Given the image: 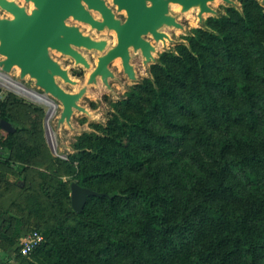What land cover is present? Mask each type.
<instances>
[{
  "label": "rangeland",
  "instance_id": "rangeland-1",
  "mask_svg": "<svg viewBox=\"0 0 264 264\" xmlns=\"http://www.w3.org/2000/svg\"><path fill=\"white\" fill-rule=\"evenodd\" d=\"M13 1L27 12L34 9V5L25 0ZM106 1L112 10L115 9L116 18H126L125 11L119 12L112 0ZM231 1L211 2L209 6L215 13H205L202 22L198 8L183 12L182 7L174 10L171 6L169 14L182 28L169 25L159 28L169 39L165 42L152 40L155 52L149 63L146 64L140 54L134 55L136 80L110 78L107 84L100 77L97 83L88 81L98 58L116 44V32L96 28L94 31L73 18L68 19V25H76L92 39L107 41L103 52L78 49L90 63V69L76 64L69 56L50 50L51 58L76 81L70 84L57 77L58 84L69 93L86 89L78 104L87 112L75 109L70 123L59 124L62 103L46 94L34 79L30 76L22 79L18 67L5 73L0 66V100L8 101L6 117L16 129L14 133H7L0 128V264L14 260L21 241L37 230H49L47 244L30 259L16 257L18 264H138L134 261L136 255L143 258L144 264H158L154 261L158 248L144 244L133 234L134 225L120 223L111 217L106 200L91 198L86 212L76 214L71 204V185L77 183L83 165L89 168L96 162L90 156L94 151L89 147L105 142L108 145L104 155L109 160L102 161L98 168L115 175L94 178L91 188L113 197L128 185L147 187L151 185L149 169L159 172L158 180L167 193L173 196L177 193L175 196L183 204L184 198L180 200L173 177L180 179L187 164L197 168L185 152V145L198 149L196 125L204 128L212 137L211 141H222L227 134L237 135L240 141L250 137L259 147L258 140H264L261 102H257L260 117L256 119L255 130L246 122H238L235 115L238 110L248 109L241 96L243 91L256 90L264 96V3L262 0ZM223 17L226 19L220 21ZM11 18L13 16L0 7V19ZM178 45L186 47L183 54L177 51ZM3 59L0 55V61ZM116 60L111 63L110 70L122 76ZM161 86L169 88L183 106L169 93H164L159 100ZM211 97L225 108L224 117L214 108ZM200 101H204L217 118L216 127L208 122ZM172 124H180L183 128ZM77 145L80 148L77 149ZM158 145L164 151L173 152V158L163 154ZM114 147L136 155L143 166L115 157L108 150ZM79 151H84L83 160L72 161L71 156ZM255 167V171L260 172L261 168ZM239 187L247 191L241 183ZM217 199L236 209L249 202L248 198L245 201L232 197ZM122 206L123 202L117 200V209L122 210ZM170 213L172 221H177L176 214L171 210ZM108 226L117 227L118 234L110 237L106 232ZM122 241L127 249L116 248Z\"/></svg>",
  "mask_w": 264,
  "mask_h": 264
},
{
  "label": "trees",
  "instance_id": "trees-1",
  "mask_svg": "<svg viewBox=\"0 0 264 264\" xmlns=\"http://www.w3.org/2000/svg\"><path fill=\"white\" fill-rule=\"evenodd\" d=\"M225 19L223 17L220 21ZM185 49L184 45L177 46L179 54H183ZM228 51L231 52L230 49ZM173 57L179 59L175 55ZM162 60L165 61L164 56ZM241 66L245 67L243 64ZM243 67L241 68L244 69ZM204 79L207 81L205 73ZM159 90V100H162L164 93H169L175 102L183 106L176 95L170 93L169 88L161 86ZM241 96L248 109L238 110L235 118L238 122H246L255 130L256 119L260 117L257 102L260 101L264 107V96L256 90L243 91ZM211 100L214 108L224 117L225 108L219 106L215 98L211 97ZM200 104L208 122L216 127L217 118L206 108L204 101H200ZM7 105V100H0V118L9 121L5 113ZM163 108L165 116L168 117L167 106L164 105ZM172 125L183 128L180 124ZM195 131L199 135L198 151L193 150L190 145H185V152L193 159L198 170L195 166L187 164L180 179L173 177L179 196L181 195L180 200L181 197L184 198L183 204L175 196L177 193L174 196L167 193L164 185L158 180L159 172L149 169L147 173L151 178V185L147 187L128 185L113 197L91 188L94 178H109L108 174L115 175L113 172L104 173L98 168L102 161L109 160V157L104 155L108 145L105 142L89 147V150L94 151L90 156L95 158L96 162L89 168L83 165L77 176V183L81 187L105 193L102 197H89L87 203L91 198L106 200L111 217L120 223L134 225L133 234L144 244L156 250L158 248L157 259L154 260L158 264H264V140H258L257 147L250 137L240 141L237 135L227 134L222 141H211L212 137L207 135L200 125L195 126ZM262 131L264 133V127ZM158 147L163 154L173 158V152L164 151L160 145ZM78 148L80 147L77 145ZM108 150L129 164L132 161L139 167L143 166V162L136 155L125 151L124 148L114 147ZM83 152L79 151L77 155L71 156L72 161H82ZM87 154H90V151ZM256 165L261 168L260 172L255 171ZM239 183L247 188V191L239 187ZM219 197H232L234 200L243 201L248 198L249 202L243 208L236 209L230 208L229 204L217 202ZM117 200L123 202L122 210L117 209ZM170 210L178 217L177 221H172ZM85 212L84 208L80 214ZM137 213L139 217L136 216ZM37 231L44 235L45 242L27 256L16 250L17 258L30 259L47 244L49 230ZM106 232L111 237L116 236L119 230L115 226H108ZM153 236L158 240L160 247L155 244ZM120 244L116 248H128L123 241ZM136 258L140 259L141 256L136 255ZM15 259L2 264H18ZM137 259L134 261L144 264L143 258Z\"/></svg>",
  "mask_w": 264,
  "mask_h": 264
},
{
  "label": "water",
  "instance_id": "water-1",
  "mask_svg": "<svg viewBox=\"0 0 264 264\" xmlns=\"http://www.w3.org/2000/svg\"><path fill=\"white\" fill-rule=\"evenodd\" d=\"M25 1L33 3L34 9L31 12H27L15 1L0 0V7L13 16L11 19H0V55L4 57L0 66L5 73H10L18 67L22 79L30 76L46 94L59 100L63 106L59 124L70 123L75 109L87 112L78 104L86 89L69 93L58 84L57 77L70 84L76 81L51 58L50 50L69 56L76 64L90 69V63L78 49L103 52L107 48V41H97L84 35L79 27L68 25V19L89 23L100 31L106 27L116 32V46L98 58L97 66L88 81L97 83L100 77L107 84L109 77L113 75L109 66L118 58H121L130 78H135L130 65L131 48L142 53L146 64L154 59L155 46L144 39V36L151 34L156 41L165 42L169 37L159 31L160 27L169 25L182 28L169 14L172 4L181 6L183 12L198 8L200 22L205 13H215L209 6L215 0H112L119 12H126V21L121 24L104 0ZM262 2L264 3V0ZM89 10L98 11L102 20L94 19ZM0 128L7 133H14L16 130L14 125L5 119H0ZM101 196L104 194L81 187L76 182L71 185V204L76 213L83 212L89 197Z\"/></svg>",
  "mask_w": 264,
  "mask_h": 264
},
{
  "label": "flooded vegetation",
  "instance_id": "flooded-vegetation-1",
  "mask_svg": "<svg viewBox=\"0 0 264 264\" xmlns=\"http://www.w3.org/2000/svg\"><path fill=\"white\" fill-rule=\"evenodd\" d=\"M10 1H13V0H10ZM105 1V4H106V6L108 7V8H110L111 9V6H109V3H108V1H106V0H104ZM86 6V5H85ZM86 9H87V6H86ZM114 8H113V13H114ZM89 12L91 13V15H92V17L94 18V19H96V20H102V18H101V14L100 13H98V12H95V10H89ZM97 13V14H96ZM115 15V17H116V14H114ZM116 19H118V18H116ZM119 20V19H118ZM126 21V18L124 19V20H120V22H121V24H123L124 22ZM82 24H84V26H86V27H91V29L92 30H96L95 28H92V26L91 25H89V24H86V23H82ZM70 26H76V25H70ZM80 29V28H79ZM108 28H104V31H106ZM80 31L82 32V30L80 29ZM101 31H103V30H101ZM112 31H114V30H112ZM84 34V33H83ZM85 35V34H84ZM149 37H151V38H149ZM144 39H146V40H148V41H150L151 43H152V40H155L154 39V37L151 35V34H149V35H146V36H144ZM116 44H117V42H116ZM116 44L114 45V47L116 46ZM153 44V43H152ZM139 55L140 54V56H142V58H143V60H144V62H145V57L142 55V53L139 51V52H136V51H133V49L131 48L130 49V65L132 66V68H133V70H134V75H135V78L134 79H132V78H130V76L128 75V73H126V71H125V69H124V67H123V64H122V60H120V66H121V73L123 74L122 76H120V75H117L116 73H114L113 71H111L112 72V77H109V79L110 78H112V79H116V78H120L121 80H122V77H124V78H126L127 80H129V81H132V80H136L137 79V72H136V69H135V66H134V63H133V60H134V55ZM74 60V59H73ZM74 62H75V60H74ZM76 63V62H75ZM111 65V64H110ZM109 68H110V66H109ZM94 71V70H93ZM92 71V72H93ZM91 72V73H92ZM108 79V80H109ZM117 82V81H116Z\"/></svg>",
  "mask_w": 264,
  "mask_h": 264
},
{
  "label": "built area",
  "instance_id": "built-area-1",
  "mask_svg": "<svg viewBox=\"0 0 264 264\" xmlns=\"http://www.w3.org/2000/svg\"><path fill=\"white\" fill-rule=\"evenodd\" d=\"M45 242V237L42 233L35 231L25 237L19 245V252L23 256L31 254L34 250L40 247Z\"/></svg>",
  "mask_w": 264,
  "mask_h": 264
},
{
  "label": "bare ground",
  "instance_id": "bare-ground-1",
  "mask_svg": "<svg viewBox=\"0 0 264 264\" xmlns=\"http://www.w3.org/2000/svg\"><path fill=\"white\" fill-rule=\"evenodd\" d=\"M30 4L33 5V3H30ZM171 6H172V8H173L174 10H177V7H181V6L176 5V4H172ZM95 12H98V11H95ZM98 13H99V12H98ZM96 14H97V13H96ZM78 22H80V23H86V22H81V21H78ZM86 24H89V23H86ZM83 25H84V24H83ZM89 25H91V24H89ZM120 60H121V58H118L116 61H118V63H120ZM80 65H82V64H80ZM43 101H45V100H43Z\"/></svg>",
  "mask_w": 264,
  "mask_h": 264
}]
</instances>
